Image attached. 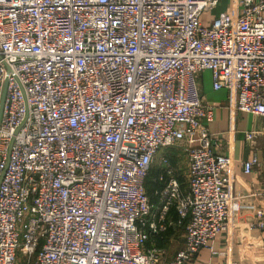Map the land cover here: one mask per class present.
Returning a JSON list of instances; mask_svg holds the SVG:
<instances>
[{"label":"built area","instance_id":"2783aa9c","mask_svg":"<svg viewBox=\"0 0 264 264\" xmlns=\"http://www.w3.org/2000/svg\"><path fill=\"white\" fill-rule=\"evenodd\" d=\"M218 2L0 0V264H192L232 225L234 159L211 148L201 75L264 117V0L203 23Z\"/></svg>","mask_w":264,"mask_h":264},{"label":"crops","instance_id":"0c3cea01","mask_svg":"<svg viewBox=\"0 0 264 264\" xmlns=\"http://www.w3.org/2000/svg\"><path fill=\"white\" fill-rule=\"evenodd\" d=\"M201 92L212 108L211 120L204 121L213 136L211 148L234 159L230 188L232 225L221 231L209 243L210 247L201 248L191 263L264 264V224L260 225L264 219V117L232 112L227 93L211 88L207 71L201 75ZM250 131L255 132L252 144L244 138L245 132ZM253 155L258 165L249 173L243 172L241 162ZM168 240L172 242L171 238Z\"/></svg>","mask_w":264,"mask_h":264},{"label":"rangeland","instance_id":"374dc122","mask_svg":"<svg viewBox=\"0 0 264 264\" xmlns=\"http://www.w3.org/2000/svg\"><path fill=\"white\" fill-rule=\"evenodd\" d=\"M233 0H231L232 2ZM230 0H219L218 5L210 11L203 12L201 16V21L203 23H206L209 19L212 17L218 15L221 11L227 9L230 7ZM171 152V153H170ZM169 161L173 165V167L176 170L177 177L182 180V176L185 173L186 170V162L185 158L183 156V153L179 149H169L167 151ZM160 153L156 155L155 160L153 161L151 168H158L159 162H160ZM172 240V242H169V240L165 239L162 245L165 248V251L163 252L162 260L170 258L179 248L182 247L183 243V237H182V229L179 227H173L170 230V235L168 236Z\"/></svg>","mask_w":264,"mask_h":264},{"label":"trees","instance_id":"16d2710c","mask_svg":"<svg viewBox=\"0 0 264 264\" xmlns=\"http://www.w3.org/2000/svg\"><path fill=\"white\" fill-rule=\"evenodd\" d=\"M158 173H159V169L157 167L150 168L149 173H148V176H147V178L145 179V182H144L145 190H146L147 194L149 195L150 200H152V201H156L155 195H154V190L156 189V187L158 185H160L157 182V180H156ZM169 215H170V217L172 219H175L176 218V213H175V211L173 209L170 211V214ZM170 230L171 229H169L165 233L166 234L165 235L166 237H168L170 235Z\"/></svg>","mask_w":264,"mask_h":264},{"label":"water","instance_id":"95a60500","mask_svg":"<svg viewBox=\"0 0 264 264\" xmlns=\"http://www.w3.org/2000/svg\"><path fill=\"white\" fill-rule=\"evenodd\" d=\"M0 109H1V107H0Z\"/></svg>","mask_w":264,"mask_h":264}]
</instances>
